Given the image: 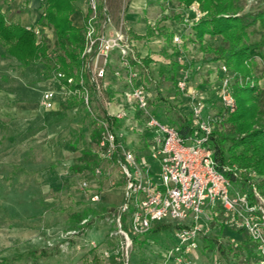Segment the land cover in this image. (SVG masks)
Masks as SVG:
<instances>
[{"label": "rangeland", "instance_id": "obj_1", "mask_svg": "<svg viewBox=\"0 0 264 264\" xmlns=\"http://www.w3.org/2000/svg\"><path fill=\"white\" fill-rule=\"evenodd\" d=\"M137 1L139 5H134L132 0H106L105 5L115 26L121 21L126 25V17L134 11L151 31L152 36L140 43L138 48L155 63L149 71L153 81H146L154 115L177 129L190 121L188 112L191 100L175 86L181 77L187 76L188 89H194L202 103L203 119L208 120L214 130H220V122L215 116L223 111L217 95L222 65L205 62L198 45L190 42V28L199 18H192L187 10L195 8L201 16L204 13L195 6L196 3L184 8L178 0ZM23 5H12L5 0L1 7L8 21L18 22L17 15ZM240 6L242 15L253 14L264 11V0H243ZM44 8V3L39 4L37 16L44 12ZM186 18L191 24L185 23ZM35 19L32 17L29 22ZM72 22L75 23V19ZM170 22L180 28L169 33L170 29H165L162 23L169 26ZM26 26L36 31L39 39L47 40L50 56L47 60L25 66L6 56L0 47V90L8 98L0 100L3 109L0 113L26 104L35 111L32 116L36 119L31 120L27 130L12 136L6 126L8 120L0 117V264H176L163 256L164 251L174 243L175 224L158 223L168 227L156 234V242L142 236L134 248L120 234L117 217L122 203L121 174L112 161H95L93 151L96 143L91 141L90 135L92 126H97L92 125L81 104L77 102L74 111L64 109L61 113L40 107V93L52 81L54 74L57 43L52 29L38 27L35 23ZM250 30L251 41L258 40L264 34L257 25ZM170 34L172 37L178 36L181 44H174ZM204 43L217 46L220 38L205 36ZM111 59L110 72L118 67L115 53ZM256 61L264 71V60L256 57ZM172 62L178 66L173 81L160 78L158 82L153 78L159 67ZM107 80L112 85L111 94L106 93L103 97L117 102L123 84L111 75ZM259 85L264 87V74ZM104 99L92 101L91 110L95 115L103 111ZM139 120L143 119L139 117ZM46 127H49L50 135L45 141L21 149L31 137L35 138ZM114 130L121 134L118 140L122 144L134 147L135 153L145 152L144 149L138 150L144 145V136L137 137L123 123L115 125ZM88 151L95 165L89 160L85 162L89 163V168L73 170L84 165L81 158L83 152ZM96 167H101L98 175L95 174ZM156 170L157 166L152 165V171ZM81 181H85L87 186L82 188ZM92 194H98L99 200L92 202ZM129 218L128 213L123 214L121 225L123 223L127 227ZM198 224H205L202 217ZM122 229L125 228L122 226ZM208 236H211V243L217 242L223 246L224 254L217 251L216 245L212 249L207 247L209 243L201 238L198 249L185 264H246L245 251L234 246V250L229 251L231 244H240L244 236L240 230L225 225L224 216L210 223Z\"/></svg>", "mask_w": 264, "mask_h": 264}, {"label": "built area", "instance_id": "obj_2", "mask_svg": "<svg viewBox=\"0 0 264 264\" xmlns=\"http://www.w3.org/2000/svg\"><path fill=\"white\" fill-rule=\"evenodd\" d=\"M83 1L81 69L76 78L55 69L51 82L56 87L41 92L40 106L53 111L57 98L65 105L79 101L95 122L100 130L93 151L95 161H112L123 179L117 223L126 243L133 236L147 233L154 224L173 223L174 243L163 256L165 260L185 264L198 249L199 240L209 235L210 223L224 216L225 225L248 235L260 255L258 264H264V196L257 189V175L236 166L218 168L210 147L212 124L203 119L202 103L196 91L188 89L187 76L181 77L175 86L191 100L190 132L182 136L177 128L160 121L150 107L151 95L146 85L151 80L149 71L142 64L143 58L138 55L128 28L123 21L117 26L113 24L106 0ZM192 11L196 20L201 17L197 9ZM184 21L191 24L187 18ZM172 42L181 44L178 36H173ZM114 53L118 67L110 72ZM220 72L217 95L222 108L230 114L235 110L232 75L223 65ZM108 73L123 84L117 102L103 97L111 94ZM100 98L104 99L103 111L95 115L92 101ZM120 123L137 137H145V144L138 149L146 153H135V148L118 140L121 134L114 126ZM152 165L157 166L156 171H152ZM100 173L101 167H96L95 174ZM80 185L84 188L87 183L81 181ZM90 200L98 201L99 195L92 194ZM125 213L130 218L123 230L120 222ZM200 217L205 224H198Z\"/></svg>", "mask_w": 264, "mask_h": 264}, {"label": "trees", "instance_id": "obj_3", "mask_svg": "<svg viewBox=\"0 0 264 264\" xmlns=\"http://www.w3.org/2000/svg\"><path fill=\"white\" fill-rule=\"evenodd\" d=\"M24 1V0H8ZM243 0H178L184 8H189L196 3L204 13L190 30L192 39L190 42L198 45L199 51L205 56V62L220 63L232 74L231 92L235 100V110L227 113L224 109L221 114L215 116L220 123V130H214L210 137V147L213 151V159L219 169L236 166L239 169L253 171L257 175L255 180L259 193L264 196V87L259 85L264 71L259 68L256 57L264 60V34L255 41H251V33L254 26L264 31V11L253 14H241L240 2ZM75 0H44V12L38 18L36 25L52 29L57 43L53 69L64 73L67 77H77L81 69L82 60L80 53L83 48L82 29L72 25L70 16L76 10ZM133 40H147L152 34L150 29L143 36L129 32ZM220 38L217 46L206 45L204 37ZM170 39L172 34H170ZM0 45L4 52L27 66L49 58V45L46 39L38 40L37 35L31 29L24 28L19 23L8 22L0 10ZM151 60L146 57L142 64L145 68ZM177 64L169 63L158 69V76L165 81H173L177 73ZM79 101H69L66 109L76 107ZM188 120V119H186ZM95 122L92 120V125ZM179 133L184 136L190 132V121L185 122L179 128ZM91 141L97 142L100 130H91ZM81 161L84 165L73 168L82 171L89 168L91 152H83ZM87 157V158H86ZM87 160H86V159ZM92 165V164H91ZM95 165V162L93 163ZM230 180H234L231 174H226ZM245 176H242L244 179ZM243 184V182H242ZM122 222V219H121ZM123 226V223H122ZM168 226L154 224L151 229L142 235L156 242V234ZM124 228V226H123ZM243 234L240 244H231L229 251L237 247L246 252V264H258L260 255L256 252V245L248 235ZM130 238L132 247L138 245L139 238ZM211 236L204 237L211 249L216 245L219 253L224 254L221 244L211 243Z\"/></svg>", "mask_w": 264, "mask_h": 264}, {"label": "crops", "instance_id": "obj_4", "mask_svg": "<svg viewBox=\"0 0 264 264\" xmlns=\"http://www.w3.org/2000/svg\"><path fill=\"white\" fill-rule=\"evenodd\" d=\"M5 0H1V4H3ZM7 2H9L8 0H6ZM43 1V2H41ZM79 1L80 4H79ZM84 2L83 0H75L74 4L76 6V10L74 11V13L70 16V21L72 23L73 26L77 27V28H81L82 26V16H81V12H82V9L84 8V5L83 3ZM138 1L137 0H132V3L135 5V4H138L139 5V2L137 3ZM12 3V5L14 4H17V3H23V7H21L20 11H19V14L17 15V19H18V22L16 23H19L21 26H23L24 28H27L29 29V27L26 26V24L28 25H31L32 23H35L37 22L38 18L40 17L39 15L37 16V7L39 6V4L41 5V3H44V0H24V1H13V2H10ZM141 3V2H140ZM1 4H0V10L1 12L4 14L5 16V19L7 20L6 18V15H5V12L2 10V7H1ZM143 4H141V7H142ZM79 11V12H78ZM188 12L191 13V17L193 18L195 13L192 11V10H187ZM142 12V14L144 15V12L143 11H140ZM37 17L36 19L34 17ZM33 17V20L35 19L34 22H29L30 18L32 19ZM72 19H75V23L72 22ZM126 20H127V23H126V26L129 30V32L135 34V35H138V36H143L146 34L147 30L149 29L146 24H145V21L139 17V14H137V12H131L130 14H128V16L126 17ZM8 21V20H7ZM24 21L26 22L25 25L23 24ZM8 22H15V21H8ZM28 22V23H27ZM163 24V27L166 28H169L170 30L169 33H173L174 32V29H178L180 28L176 23L174 22H170L169 26L167 25H164ZM40 27V26H38ZM41 28H44V27H41ZM38 38V36H37ZM38 40H40L38 38ZM135 41V45H136V51L138 53V55L140 57H142L143 59L146 58V53L143 55L142 52H140L139 48H138V45L146 40H134ZM1 47V45H0ZM1 49L3 50V48L1 47ZM140 52V54H139ZM3 53L8 56L4 50H3ZM9 58H12L13 60L17 61L16 59H14L13 57H10L8 56ZM18 62V61H17ZM20 63V62H19ZM152 64H155V63H150L149 66L147 67L148 71L151 70V65ZM159 69V68H158ZM110 74L108 73L107 75V78H109ZM155 77V78H154ZM154 79H157L158 82L160 80L159 76H158V70L156 71V76H153ZM153 81V79L151 80ZM155 81V80H154ZM47 87H50V88H55L56 85L55 83L53 82H50L48 83V86ZM45 87V89L47 88ZM2 90H0V100H8L7 97H4L3 94H1ZM40 98H41V93H40V96H39V105H40ZM5 103V102H3ZM8 104V103H7ZM41 107V106H40ZM1 108V106H0ZM64 109H66V105L65 104H62L61 101L57 98V103H56V109L51 111V112H54V113H61V111H63ZM0 110H3L2 108ZM71 110H76V107H73L71 108ZM47 111V110H46ZM35 111L32 110V108L30 107V105H20V106H14L12 107V109H9L7 110L6 112H2L0 113V117L3 118L4 120H8L7 123H6V126L9 127V130L11 132V135L12 136H17L19 134H21L22 132H24L25 130H27L29 128V125H30V122L31 120H36L35 118H33V114ZM189 113V112H188ZM47 129L45 130H42L41 132H39V134L35 137V138H32L31 137V140L28 141L27 143L24 144L23 148L21 149H24L26 148L27 146H29L30 144L32 145L33 143H40L41 140L45 141L48 137V135H50V130H49V127H46ZM40 141V142H39ZM12 142V141H10ZM143 144H145V142H143ZM129 148H134L132 146H128ZM139 150V149H138Z\"/></svg>", "mask_w": 264, "mask_h": 264}]
</instances>
